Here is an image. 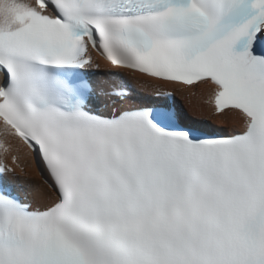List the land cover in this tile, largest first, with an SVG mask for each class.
I'll use <instances>...</instances> for the list:
<instances>
[{
    "label": "snow or ice",
    "instance_id": "obj_1",
    "mask_svg": "<svg viewBox=\"0 0 264 264\" xmlns=\"http://www.w3.org/2000/svg\"><path fill=\"white\" fill-rule=\"evenodd\" d=\"M0 149V264H264V0H0Z\"/></svg>",
    "mask_w": 264,
    "mask_h": 264
},
{
    "label": "bare ground",
    "instance_id": "obj_2",
    "mask_svg": "<svg viewBox=\"0 0 264 264\" xmlns=\"http://www.w3.org/2000/svg\"><path fill=\"white\" fill-rule=\"evenodd\" d=\"M94 60L99 63V69L104 68L107 70L106 72L112 71L120 73L124 76L130 87L135 88L145 95H153L154 92L150 91L152 87H145L143 83L144 80H147L148 78L134 79L131 73L113 69L111 65L96 55H94ZM152 83L158 85L159 88L171 91V93L179 100V103L183 107L184 111L192 118L197 120H206L209 124L214 127L216 126L217 128H224L227 130L232 127L230 122H225L222 117L214 115L212 108L207 105L205 97L209 92V88H206L205 86H200L199 88H189L170 82L159 81H153ZM21 164V169L16 168V176L19 177L18 182L25 185L29 183L40 184L41 178L37 173L36 167L30 162V158L21 154ZM8 179L13 183L17 182L12 177H8Z\"/></svg>",
    "mask_w": 264,
    "mask_h": 264
},
{
    "label": "rangeland",
    "instance_id": "obj_3",
    "mask_svg": "<svg viewBox=\"0 0 264 264\" xmlns=\"http://www.w3.org/2000/svg\"><path fill=\"white\" fill-rule=\"evenodd\" d=\"M178 100V99H177Z\"/></svg>",
    "mask_w": 264,
    "mask_h": 264
}]
</instances>
